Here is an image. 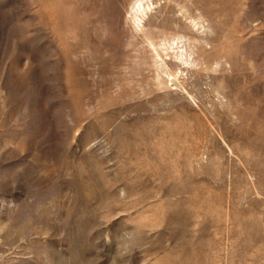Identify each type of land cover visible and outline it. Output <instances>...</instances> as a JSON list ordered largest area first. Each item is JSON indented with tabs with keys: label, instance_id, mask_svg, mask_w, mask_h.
<instances>
[{
	"label": "rangeland",
	"instance_id": "1",
	"mask_svg": "<svg viewBox=\"0 0 264 264\" xmlns=\"http://www.w3.org/2000/svg\"><path fill=\"white\" fill-rule=\"evenodd\" d=\"M0 264H264V0H0Z\"/></svg>",
	"mask_w": 264,
	"mask_h": 264
}]
</instances>
